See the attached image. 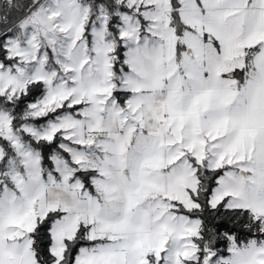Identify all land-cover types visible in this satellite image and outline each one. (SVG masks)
Masks as SVG:
<instances>
[{"label":"snow or ice","instance_id":"snow-or-ice-1","mask_svg":"<svg viewBox=\"0 0 264 264\" xmlns=\"http://www.w3.org/2000/svg\"><path fill=\"white\" fill-rule=\"evenodd\" d=\"M0 264H264V0H0Z\"/></svg>","mask_w":264,"mask_h":264}]
</instances>
